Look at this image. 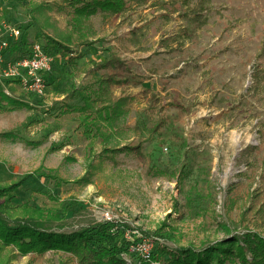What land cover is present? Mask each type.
I'll return each mask as SVG.
<instances>
[{
  "label": "rangeland",
  "instance_id": "374dc122",
  "mask_svg": "<svg viewBox=\"0 0 264 264\" xmlns=\"http://www.w3.org/2000/svg\"><path fill=\"white\" fill-rule=\"evenodd\" d=\"M52 1L63 4L0 0V21L21 25L20 38L28 43L18 49L8 38L17 47L8 57L24 54L33 42L53 48L55 57L46 95L17 90L14 96L32 108L0 110V181L29 174L20 201L50 203L48 193L59 195L73 209L61 222L69 230L106 221L108 213L129 230L159 238L168 233L156 252L164 246L174 252L176 245L199 251L244 232L236 224L238 209L264 172V0H130L121 14L107 17L98 9L90 15L96 34L88 30L92 42L82 47L76 36L67 41L71 17L43 7ZM48 37L75 50L73 66ZM88 69L126 80L114 87L116 96L151 88L170 121L153 134L155 119L143 111L142 94L129 111L119 104L122 110H113L106 123L108 151L97 148L94 163L101 164L92 183L80 187L74 181L86 172L88 141L79 112L67 109L81 100L68 93L90 81ZM1 105L7 107L6 101ZM7 131L19 137L3 136ZM132 145L141 146L145 164L128 149ZM42 168L54 178L38 176ZM67 255L29 252L12 264H57ZM133 255L129 264L141 261ZM166 257L152 255L147 264ZM223 264L239 259L232 255Z\"/></svg>",
  "mask_w": 264,
  "mask_h": 264
},
{
  "label": "trees",
  "instance_id": "16d2710c",
  "mask_svg": "<svg viewBox=\"0 0 264 264\" xmlns=\"http://www.w3.org/2000/svg\"><path fill=\"white\" fill-rule=\"evenodd\" d=\"M129 2L130 0H63V4L57 1L45 2L43 7L71 17L69 23L73 32L67 41L70 42L76 36L77 46L82 47L89 46L92 42H89L88 30L96 34L88 19L90 15L96 13L98 9L107 17L111 14H121L129 8ZM2 17L0 16V19ZM17 27L22 26L17 24ZM20 39L15 42L18 44V49L28 44L23 36ZM47 40L53 44L56 52L62 55L68 54L67 61L72 66L74 65L75 50L71 46L51 37ZM15 43H10L6 51L7 58L8 52L17 48ZM43 48L53 55V48L47 45H43ZM28 53L29 47L27 52L17 57ZM115 60L118 61V59H112V61ZM107 62L110 61L106 59L100 67H104ZM54 64L55 61L53 67ZM88 75L90 81L87 84L73 88L68 93V98L73 99L78 96L81 100L80 105H69L67 109L79 112V128L82 129L81 134L88 141L85 156L86 172L74 181V185L80 187L92 183L96 169L101 164L94 163L97 148L101 147L104 152L108 151L107 141L111 134L106 128V123L111 122L113 110L114 112L116 109L129 111L138 95L142 94L145 102L143 111L151 120L155 119L151 127L153 134L160 133L170 121L160 97L151 88L143 87L139 93H125L123 90V95L116 96L114 87L122 86L126 80L112 74L108 77L97 76L95 69H88ZM9 89L12 95L6 94L0 83V110L10 111L19 107L32 108V105L14 96L13 93L17 92L14 86H9ZM2 100L6 101L7 107H2ZM119 104L122 105V109ZM2 135L19 137L16 131H7ZM27 141L30 144H40V141ZM128 149L142 164L146 163L147 156L143 153L141 146L132 145ZM51 172V170L42 168L41 171L35 173L41 177L54 178ZM28 176L29 174H26L11 181H0V264H12L21 255L29 252L41 256L51 250L68 254L66 258H60L57 264H129L123 254L126 253L130 257L134 255L129 252L130 242L124 238L125 230L128 229L126 224L101 221L77 229H66L61 222L73 209L71 204L69 205L59 195L48 193L50 203L44 202L43 204L18 200V191ZM261 183L252 191L248 189L242 197L243 202L238 209L236 224L244 228V232L233 234L226 241L210 244L199 251H196L193 245H176L174 252L170 251L168 246H164L157 252L155 251L153 258L161 261V258L167 254L162 264H212L213 260H216V264H223L224 260L232 258L233 255L239 259V264H264V234L262 233L264 232V172L261 175ZM233 206V202L229 203L230 211ZM143 234L150 235L147 231ZM158 236L162 239L165 236L168 237L169 234L160 233ZM52 264L55 263L52 262ZM132 264L147 263L135 259V263Z\"/></svg>",
  "mask_w": 264,
  "mask_h": 264
},
{
  "label": "built area",
  "instance_id": "2783aa9c",
  "mask_svg": "<svg viewBox=\"0 0 264 264\" xmlns=\"http://www.w3.org/2000/svg\"><path fill=\"white\" fill-rule=\"evenodd\" d=\"M8 38L14 42L20 40L19 28L5 20L0 21V83L6 94L12 95L9 86H14L18 91L36 96L47 93L48 73L52 70L55 61L54 55L46 52L43 45L33 42L29 46V53L20 57L7 58L6 51L10 46ZM106 221H113L114 217L105 214ZM132 230L133 235L130 233ZM126 229L124 238L130 242L129 252L139 255L142 262L147 263L152 259L155 247L162 242L156 236L147 235L139 229ZM128 260V254H123Z\"/></svg>",
  "mask_w": 264,
  "mask_h": 264
}]
</instances>
